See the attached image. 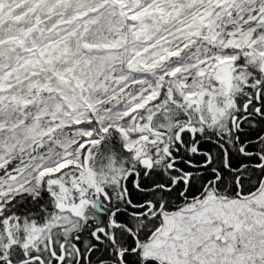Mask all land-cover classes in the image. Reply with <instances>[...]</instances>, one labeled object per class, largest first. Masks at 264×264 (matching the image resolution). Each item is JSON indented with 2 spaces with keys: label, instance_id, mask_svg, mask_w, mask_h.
<instances>
[{
  "label": "snow or ice",
  "instance_id": "6c2138e0",
  "mask_svg": "<svg viewBox=\"0 0 264 264\" xmlns=\"http://www.w3.org/2000/svg\"><path fill=\"white\" fill-rule=\"evenodd\" d=\"M0 264H264V0H0Z\"/></svg>",
  "mask_w": 264,
  "mask_h": 264
}]
</instances>
